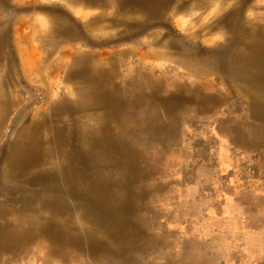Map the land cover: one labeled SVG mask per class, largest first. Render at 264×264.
Returning a JSON list of instances; mask_svg holds the SVG:
<instances>
[{
    "label": "rangeland",
    "instance_id": "374dc122",
    "mask_svg": "<svg viewBox=\"0 0 264 264\" xmlns=\"http://www.w3.org/2000/svg\"><path fill=\"white\" fill-rule=\"evenodd\" d=\"M97 1L7 0L0 8L4 68L11 84L8 96L16 97L15 105L8 107L0 122V203L7 199L10 207L22 208V213L32 212L39 196L45 195L41 212L49 215L53 188L48 177L28 184L4 174L2 154L19 126L42 106L44 89L50 90L55 101L61 99L62 92L66 100L75 99L69 90L71 82L65 78L71 62L61 48L83 56L91 52L114 55L116 50L131 49L138 55L158 50L217 57L222 61L230 54L228 35L214 24L215 18L245 1L240 14L242 25L255 17L258 24L264 23V0H212L206 8L198 6L199 0H170L158 16L145 21L138 12L121 15L133 24L122 34L125 26L114 22L118 17L116 0ZM222 2L225 10L221 8ZM22 17L36 20L33 31L37 35L30 36L26 45L31 51L30 58L34 52H45V46L37 44L53 20L61 25L58 33L63 35L56 34V38L64 41L54 47L50 61L53 66L66 65L60 71L57 67L46 77L54 86L35 81L38 74L32 80L25 71L27 60L19 54L17 43L32 25L22 26L20 35L16 34V23ZM208 23L214 28H205ZM198 29H201L199 34ZM159 40L171 47H162ZM136 54L128 53L129 61L120 68L117 84L133 74L134 65L139 66V60H133ZM141 70L154 78L167 79L170 92L175 90V85L184 84L188 89L200 87L199 92L204 94H223L225 101L210 104L208 110L187 102L182 110L172 112L170 134L162 133L160 138L146 143H134L132 138L120 133V122L113 123L110 131L131 146L134 154V161L130 162L133 175L125 174L121 188L118 186L123 192L120 196L123 203L116 205L119 208L116 221L100 230L93 229L92 222L102 219L103 214L94 212V208L91 213L88 210L82 213L80 199L67 196L65 201L74 208L70 226L77 230L74 232L82 242L62 250L55 248L50 255L45 243L33 242L24 250L0 256V264H264V147L247 140L251 133L245 122L257 124L246 108L247 97L235 89L223 72H209L206 86V82L184 71L170 55L143 64ZM222 117L226 120L219 123ZM164 120L168 124L165 116ZM231 125L239 128L234 134L224 131ZM106 178L104 182L109 181ZM110 201L108 196L105 205L109 209ZM6 224L5 229L15 225L13 220ZM91 229L92 238H89Z\"/></svg>",
    "mask_w": 264,
    "mask_h": 264
},
{
    "label": "bare ground",
    "instance_id": "6f19581e",
    "mask_svg": "<svg viewBox=\"0 0 264 264\" xmlns=\"http://www.w3.org/2000/svg\"><path fill=\"white\" fill-rule=\"evenodd\" d=\"M169 1L116 0L118 17L114 19L115 25L125 26L123 34L129 31L133 24L132 20L121 17V15L138 12L141 20L145 21L152 16H158ZM211 1L199 0L197 4L199 7L206 8ZM6 2L7 0H0V8ZM85 2L98 3L99 1L85 0ZM244 5L245 1H240L233 9L226 11L225 2H222L221 8L225 12L214 19V24L222 27L228 35L227 45L230 54L222 61L217 57L169 54L158 50L138 55L131 49L116 50L114 55L109 53L100 55L91 52L83 56L69 51L65 52L64 48H61L60 51L65 53L71 62V68L67 69L65 78L71 82L69 90L71 89L75 94V99L66 100L62 92L61 99L55 101L50 90L44 89L45 98L42 106L19 126L14 139L2 154L3 173L7 176L28 184L49 178L47 181L53 188V193L49 198L51 199L49 215L41 212L44 208L42 206L45 205V195L39 196L32 212L27 213H22L24 212L22 208L10 207L7 199L3 200L0 203V256L5 253H16L19 249L24 250L33 242L45 243L49 255L50 251H55V248L62 250L67 245L82 242V239L74 232L77 230H72L70 226V213L74 208H71L65 201L70 195L80 199L82 213L86 210L91 213L94 208V212L103 214L102 219L99 218L92 222L93 229L100 230L113 224L116 211L119 209L116 205L123 203L120 197L123 192L119 185L125 174L133 175L130 162L134 161L133 148L110 131L113 123L120 122V133L132 138L134 143H146L160 138L162 133L169 132L170 134L173 128L171 124L174 122L172 112L176 109L182 110L187 102L192 101L196 108L208 110L213 104L225 101L226 96L223 94H204L199 92L200 87L188 89L184 84L175 85V90L170 92L167 79L154 78L141 70V66L149 61L153 62L154 59L170 55L171 59L182 66L184 71L190 72L199 81L206 82V86L209 84L207 79L209 72H223V75L235 84V89L242 96L247 97L246 108L250 117L257 122V124L245 122L246 129L251 133V138L247 137V140L255 146L259 147L261 144L264 147V23L258 24L254 20L255 17L248 19L242 25L240 14ZM33 20L31 17H22L16 23L15 31L19 35L22 26L32 25L29 32L25 31L20 35L17 43L19 54L27 60L25 71L32 80H35L38 74L35 81H44L54 86L52 81L48 82L46 77L48 74L51 75L57 67L56 70L60 71L66 65L58 63L53 66L50 61L54 47L64 41V38L60 40L56 38L61 25L53 20L48 32L44 36H39L37 45L45 46V52H34L30 58L31 51L26 48V45L30 36L36 37L37 35L33 31V24L36 20ZM139 23L142 22H137ZM208 24L210 25L205 28H214L212 23ZM2 28L0 22V122L8 107L14 106L16 102V97L10 99L8 96L11 84L8 83L7 71L4 68L6 58L3 55L2 40L4 37H1V32L4 30ZM86 30L90 32L89 27H86ZM200 32L201 29H198L196 33ZM150 38L156 40L157 37L151 35ZM158 42L162 47H171L168 42L162 43L160 40ZM128 53L138 55L133 60L137 62L139 60L140 64L138 67L134 65L133 74L121 79L118 83L120 86H118L115 80L119 77L117 75L120 68L129 61L126 58ZM104 64L108 67H104ZM2 68H4L3 71ZM232 89L230 87V91ZM163 92H167L166 95ZM164 116L168 119V124ZM225 120L226 117H222L219 123ZM238 130L237 126L232 125L224 129L230 134ZM246 143L249 142L246 141ZM105 177H109L108 182L103 181ZM124 191L128 193V190ZM108 196L111 197L110 209L105 205ZM9 220H13L15 225L12 229H5L6 221ZM93 229L87 234L89 238H92Z\"/></svg>",
    "mask_w": 264,
    "mask_h": 264
}]
</instances>
